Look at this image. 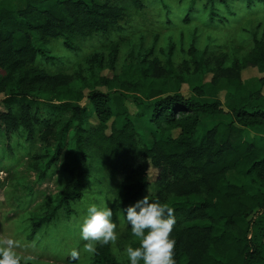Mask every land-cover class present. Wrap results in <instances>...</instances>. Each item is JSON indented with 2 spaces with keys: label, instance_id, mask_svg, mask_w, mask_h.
Wrapping results in <instances>:
<instances>
[{
  "label": "trees",
  "instance_id": "trees-1",
  "mask_svg": "<svg viewBox=\"0 0 264 264\" xmlns=\"http://www.w3.org/2000/svg\"><path fill=\"white\" fill-rule=\"evenodd\" d=\"M103 1L0 0V135L13 149L42 143L30 155L39 180L58 172L61 182L47 210L30 213L31 235L71 218L93 181L94 204L110 207L138 247L123 210L154 167L149 199L175 210L176 264H264V145L246 138L264 128V76L254 87L243 78L249 67L264 72V0ZM94 36L106 42L80 44ZM59 46L79 53L66 68L53 67ZM102 169L109 185L94 178ZM96 247L92 264H129L113 244Z\"/></svg>",
  "mask_w": 264,
  "mask_h": 264
},
{
  "label": "rangeland",
  "instance_id": "rangeland-1",
  "mask_svg": "<svg viewBox=\"0 0 264 264\" xmlns=\"http://www.w3.org/2000/svg\"><path fill=\"white\" fill-rule=\"evenodd\" d=\"M100 3H104L103 0H99ZM245 6L246 2L242 3ZM17 8H22L23 4L16 3ZM26 5V4H24ZM264 9V5H263ZM263 9H256L263 12ZM157 10V9H156ZM252 15L251 11L247 12ZM255 14V11H254ZM262 15L257 16L259 19ZM166 19L157 23L161 30H166ZM155 20V13L149 15V21ZM231 36L229 37L230 41ZM103 36H94L92 38L80 39V44L84 48H91L93 45L103 44L106 42ZM229 45V43H228ZM231 46V45H230ZM230 50V49H229ZM56 58L54 61V68L63 67L66 68L71 64V60L77 58L79 53L67 52L60 46L56 48ZM59 64V65H58ZM110 77L113 76L111 70L103 72ZM264 76V72H260L256 67H249L243 71V78L251 87L256 86L258 77ZM210 77L207 78V80ZM106 91V90H104ZM184 93L189 92L187 85L183 89ZM87 92V91H86ZM220 97L224 99L227 92L226 86H221ZM2 97V95H1ZM82 105L89 106V101L84 99ZM127 105L131 109L130 112L135 115L137 107L133 103V99L127 100ZM0 110L5 111V107L0 102ZM92 123L97 124V117L91 118ZM125 119H118V126L122 128L125 125ZM136 127L140 131H145L147 137L150 138V128L142 124L141 121L135 119ZM0 241L12 239L18 244L16 249L17 254L24 260H31L38 264H73L70 260V253L72 250L80 251V259L77 264H92V255L84 251L87 242L80 238V226L86 215V209L88 206L94 204L95 192L97 193L99 188L102 187L100 183H94L91 181L88 190L85 192L82 202L75 205V211L71 218L63 219L58 223L51 224L42 235L32 234V222L30 213H42L47 210L45 205L49 199L53 198L60 189L61 182L58 176V172L54 175H48L44 181L39 180V170L34 169L36 162L31 160L30 155H33L40 151L42 143L36 146L29 145L28 143H20L14 145V149L11 145V140L7 138L5 134L0 135ZM264 137V128L248 130L246 138L255 142L258 145H264L262 141ZM25 145V146H23ZM31 151V154L29 152ZM110 175V174H109ZM108 175L106 169L100 170L96 173L94 178H98V181L103 185H109L111 183V177ZM151 186L147 189L144 195L140 198L149 196L151 198L158 191V184H154L158 177V171L154 167H150L148 170ZM229 178L236 183H243L244 178L234 172L229 173ZM102 207H105L102 205ZM116 224L117 241L113 244L116 248V254L123 261H128L125 254V248L132 246V242L129 240H123L124 232L127 229L122 222H114ZM126 239V238H125ZM135 248V247H134Z\"/></svg>",
  "mask_w": 264,
  "mask_h": 264
},
{
  "label": "clouds",
  "instance_id": "clouds-1",
  "mask_svg": "<svg viewBox=\"0 0 264 264\" xmlns=\"http://www.w3.org/2000/svg\"><path fill=\"white\" fill-rule=\"evenodd\" d=\"M123 212L132 235L140 242L138 247L125 248L129 264H176L175 240L171 238L176 224L173 208L146 196ZM116 227L110 207L88 206L80 226V238L87 242L84 251L94 255L96 245L115 244ZM17 248L18 244L12 239L0 241V264H20ZM79 259L80 251L72 250L70 260L73 264Z\"/></svg>",
  "mask_w": 264,
  "mask_h": 264
},
{
  "label": "crops",
  "instance_id": "crops-1",
  "mask_svg": "<svg viewBox=\"0 0 264 264\" xmlns=\"http://www.w3.org/2000/svg\"><path fill=\"white\" fill-rule=\"evenodd\" d=\"M22 3V2H21ZM23 8H25L24 6H23Z\"/></svg>",
  "mask_w": 264,
  "mask_h": 264
}]
</instances>
